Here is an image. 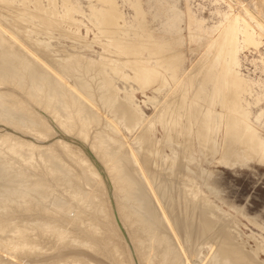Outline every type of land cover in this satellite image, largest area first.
I'll list each match as a JSON object with an SVG mask.
<instances>
[{"label": "bare ground", "instance_id": "1", "mask_svg": "<svg viewBox=\"0 0 264 264\" xmlns=\"http://www.w3.org/2000/svg\"><path fill=\"white\" fill-rule=\"evenodd\" d=\"M13 1L0 0V264H264L209 169H264V85L241 72L264 45V0L228 3L213 25L188 0H155L163 31L142 0H86L87 15Z\"/></svg>", "mask_w": 264, "mask_h": 264}, {"label": "rangeland", "instance_id": "2", "mask_svg": "<svg viewBox=\"0 0 264 264\" xmlns=\"http://www.w3.org/2000/svg\"><path fill=\"white\" fill-rule=\"evenodd\" d=\"M76 1L81 9L84 11V14L87 15L88 10V1L86 0H74ZM15 4L17 0L13 1ZM158 2L162 4H169L174 6L176 10L181 11L184 9V0H158ZM242 2V3H240ZM45 3V1H43ZM232 6V8L236 11H239L243 14V10L241 8V5L244 4L246 7L250 8L251 10H255L254 0H188V6L191 9V11L197 16L203 19V23L205 25H213L217 22L219 19V14L215 12L216 9L220 10V12H224L229 10V5ZM142 5L145 11L147 12V19L149 20V27L156 31H163L165 28L164 23L166 21L165 16L161 13L155 14V0H142ZM32 7V5H30ZM58 9L60 7L58 6ZM126 14L130 12H127L125 10ZM260 18H263L264 15L259 14ZM248 17V16H247ZM81 18V17H80ZM162 18V19H161ZM83 21L86 22V17H82ZM250 23L257 26L255 20L248 17ZM182 34H185V29L183 26V22H180ZM172 31H174V28H171ZM184 32V33H183ZM262 33L264 35V30H262ZM58 41H55L54 44H57ZM96 50H100L97 46L94 47ZM87 53V52H86ZM187 53V52H186ZM246 57L242 60V74L244 76L254 78L256 80H259V86L262 88L264 85V73L261 71L264 67V45H260L256 49H252L250 51H245ZM87 56H91L93 58L97 57L95 53L89 52ZM196 53H188L187 54V60L193 61L196 58ZM262 61V62H261ZM254 64L256 65L254 67ZM119 85H121L119 83ZM149 93V92H148ZM147 93V94H148ZM263 93V92H262ZM137 98V99H136ZM263 98V97H262ZM141 99H143V95L140 93H135V101L137 103H140L141 108L143 110V113L148 115L150 114L151 106L150 105H144L141 103ZM259 105L262 107L264 106V98L260 100ZM151 110V111H150ZM155 135L157 137H160L162 132L159 125L155 126ZM160 135V136H159ZM68 138V137H67ZM74 140V141H73ZM68 141L76 143L77 140L75 138L70 139L68 138ZM166 152H168V149L166 148ZM209 169L213 171L215 180V183L217 185V188L220 190V196L223 198V200L226 203H229L240 210L243 211V213L247 216V218H252L257 223L264 226V169L262 167H252V168H246L243 170H229L222 167H216L215 165H209ZM105 182L107 187L108 179L105 177ZM109 189V187H108ZM110 190V189H109ZM110 193V192H109ZM112 205L114 206L113 199ZM216 201V200H215ZM218 201V202H217ZM216 203L220 205L223 209H226L227 206L223 203H221L222 200H217ZM115 206L113 207V209ZM115 211V209H114ZM235 214V213H234ZM237 219L239 220V228L244 233H251L253 236L260 240L261 237H263V245H264V231L260 230L259 228H256L254 225H252L248 219L240 214H237ZM117 217V216H116ZM119 222V220H118ZM120 227L121 224H120ZM122 227V232L124 235V238L126 241L130 244V241L127 238L126 231ZM247 243L249 245L253 244V241L251 238H248ZM132 252H134L132 250ZM47 254H49L47 252ZM46 254V255H47ZM132 257L135 260L136 256L135 253H132ZM264 259V255L261 254V258ZM137 264V260L135 261Z\"/></svg>", "mask_w": 264, "mask_h": 264}]
</instances>
